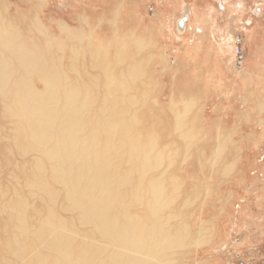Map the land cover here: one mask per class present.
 <instances>
[{"label": "rangeland", "instance_id": "obj_1", "mask_svg": "<svg viewBox=\"0 0 264 264\" xmlns=\"http://www.w3.org/2000/svg\"><path fill=\"white\" fill-rule=\"evenodd\" d=\"M186 7L193 18L179 35ZM262 9L257 0H0V59L15 68L26 50L40 56L59 87L88 96L91 108L81 111L90 119L77 124L79 137L110 124L113 100L128 116L139 113L153 134L147 179L177 184L166 185L163 211L148 224L183 222L196 237L163 250V264H264V21L250 19ZM23 76L40 97L47 94L43 76ZM2 101L0 144L9 153L0 152V181L15 185L19 175L24 188L30 172L21 177L18 165L31 167L39 156L16 149ZM40 106L49 105L42 99ZM125 153L118 143L110 171L124 173ZM55 181L64 216L73 218L77 205Z\"/></svg>", "mask_w": 264, "mask_h": 264}, {"label": "bare ground", "instance_id": "obj_2", "mask_svg": "<svg viewBox=\"0 0 264 264\" xmlns=\"http://www.w3.org/2000/svg\"><path fill=\"white\" fill-rule=\"evenodd\" d=\"M17 59L20 65L15 64V68L0 59L2 110L14 124L16 149L39 157L33 159L31 167L18 165L19 174L24 169L30 172L23 181L24 188L16 174L11 178L18 180L15 185L0 181V264H163L159 256L163 250L196 238L183 222L168 229L160 222L158 228L153 220L148 224V216L163 211L166 185L177 181L171 185L162 179L148 181L153 164L148 152L154 138L144 130L139 113L128 116V108L122 111L113 100L110 124L104 130L97 127L88 137H79L75 129L77 124L89 123L90 112L83 115L81 108H91L90 98L59 87L39 61L40 56L25 50ZM29 71L45 78L49 87L45 96L40 97L32 81L23 76ZM15 73L19 75L16 78ZM107 77L114 80L109 74ZM53 98L64 103L62 110L57 109ZM42 99L47 108H41ZM80 101L89 104L77 107ZM122 142L130 164L118 174L110 171V166L116 158L114 149ZM3 151L9 153L7 143L0 144ZM119 177L125 180L118 181ZM58 179V189H66L77 205L74 208L79 214L73 218L64 216L67 205L53 187ZM121 184L129 187L117 190ZM139 204L143 205L141 211Z\"/></svg>", "mask_w": 264, "mask_h": 264}, {"label": "water", "instance_id": "obj_3", "mask_svg": "<svg viewBox=\"0 0 264 264\" xmlns=\"http://www.w3.org/2000/svg\"><path fill=\"white\" fill-rule=\"evenodd\" d=\"M191 15V11L188 7L185 8L184 16L176 22V31L179 35L183 34L186 30V22Z\"/></svg>", "mask_w": 264, "mask_h": 264}, {"label": "flooded vegetation", "instance_id": "obj_4", "mask_svg": "<svg viewBox=\"0 0 264 264\" xmlns=\"http://www.w3.org/2000/svg\"><path fill=\"white\" fill-rule=\"evenodd\" d=\"M258 1V3L260 4V6H263L264 7V0H257ZM238 9V8H237ZM235 7H234V5L232 6V8L230 7V12L232 13V12H235L236 10H237ZM226 10H227V8H226ZM192 12V11H191ZM256 13H258V14H256ZM252 14V13H251ZM255 14H256V16H258L259 18L258 19H255L253 16H251V18L250 19H252V20H256V22H260V21H264V18H261L260 16H263L264 17V9H262V11H259V10H255ZM192 15H193V13L191 14V19L193 18L192 17ZM190 19V20H191ZM190 20H189V22H190ZM246 21H248V22H246V24L247 25H254L253 24V22H251L250 20H246ZM250 21V22H249Z\"/></svg>", "mask_w": 264, "mask_h": 264}, {"label": "crops", "instance_id": "obj_5", "mask_svg": "<svg viewBox=\"0 0 264 264\" xmlns=\"http://www.w3.org/2000/svg\"><path fill=\"white\" fill-rule=\"evenodd\" d=\"M191 11H192V10H191ZM192 13H193V12H192ZM192 13H191V14H192ZM192 16H193V15H192ZM190 18H191V16H190ZM229 42H230V40H229Z\"/></svg>", "mask_w": 264, "mask_h": 264}]
</instances>
